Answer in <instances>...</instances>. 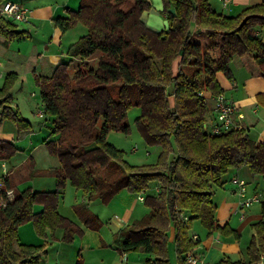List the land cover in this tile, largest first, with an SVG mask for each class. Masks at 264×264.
I'll return each mask as SVG.
<instances>
[{
  "label": "trees",
  "instance_id": "obj_1",
  "mask_svg": "<svg viewBox=\"0 0 264 264\" xmlns=\"http://www.w3.org/2000/svg\"><path fill=\"white\" fill-rule=\"evenodd\" d=\"M6 1L15 2L0 0V6ZM163 4L167 27L159 32L142 21L150 9L147 0H80L76 11L54 19L62 32L77 24L86 27L68 47V60L48 77L35 76L43 113L51 119L49 136L56 137L46 143L59 163L53 172L56 190H17L4 178L14 198L0 209V264H40L46 259L47 241L38 246L19 241L22 224L31 223L45 240L48 232L59 231L58 240L64 243L82 235L75 222L58 212L68 183L85 198L75 210L93 229L100 223L87 203L107 204L123 189L140 194L153 184L156 192L144 199L149 212L113 236L120 253H144L152 258L148 263L170 264V226L177 264H186V254L198 246L189 234L194 220L209 234L239 238L227 224H217L213 188H222L224 177L241 167L264 179V141L253 142L243 129L209 133L206 118L213 102L204 105L199 93L221 94L216 74H228L234 59L264 79V44L258 33L264 30V1L234 16L218 14L208 0ZM25 36L15 21L0 13L3 44ZM72 59L77 63L71 76ZM13 79L7 75L0 87V122L8 119L23 126L26 121L10 107ZM171 84L173 93L166 96ZM133 107L141 110L135 124L144 141L162 148L156 166H130L123 160L124 152L108 142L110 132L129 133L127 116ZM16 151L11 142L0 140V161L10 160ZM169 151L174 157L165 162ZM35 204L42 210L34 212ZM260 213L264 216V195ZM251 230L247 260L215 264H258L264 259V221L252 224Z\"/></svg>",
  "mask_w": 264,
  "mask_h": 264
},
{
  "label": "crops",
  "instance_id": "obj_2",
  "mask_svg": "<svg viewBox=\"0 0 264 264\" xmlns=\"http://www.w3.org/2000/svg\"><path fill=\"white\" fill-rule=\"evenodd\" d=\"M17 2L23 9L27 11V21L26 29L29 27L28 32L43 33L45 30H49L50 36L47 42H43L42 50L43 53L38 56L42 59L41 69L42 72L40 76H50L54 68L68 60L66 55L68 47L73 44L77 39L86 33V27L77 24L73 28L66 32H62L53 23L54 19L59 17H67L70 11H76L79 7L80 0H27L28 3L24 4L22 0H13ZM150 4V9L142 15V21L147 28L159 32L160 27L167 26V19L165 15L161 14L164 4L163 0H147ZM264 0H232L227 6H223L218 0H208L211 8L218 14L226 16H234L240 13L244 8L257 5L262 3ZM159 15L157 17L156 13ZM147 13V14H146ZM161 14V15H160ZM259 36L261 37L262 43L264 44V30H258ZM0 43L2 44L1 40ZM42 43V42H41ZM53 46H56L54 49ZM33 71H36L33 69ZM216 81L219 87L222 89V94L226 99L231 101L236 106V113L242 115V117H233V121L239 124L243 130H245L253 142H263L264 141V79L259 76H254L251 72L240 62L239 59H234L229 65V73L224 74L223 72H218L216 74ZM207 97L209 94L205 93ZM214 113L213 109L208 113L206 118V127L211 129L214 124ZM50 117L44 119L42 131L45 136L36 137L35 134L29 136L21 137L23 140L29 138V148L28 154H30L27 159L24 157L21 160L18 159L12 163L11 160L15 158L16 153L25 152L26 148H22L21 142L12 137L0 134V140L9 141L17 149L12 158L8 161H0V177H4L8 181V185L13 189L24 190L30 189L31 191H53L56 190V182L54 177V170L59 167L58 160L51 156L48 152L46 143L55 141V136H49L48 126L50 125ZM3 123V122H2ZM2 123L0 125H2ZM35 137V139H33ZM21 141V139H20ZM23 143V141H22ZM121 150V149H120ZM42 151L46 152L48 155L47 161H50V172L53 174V179L55 183L54 188H33L27 178L30 175H37V173L42 174L43 168H36V160H34V154ZM27 154V155H28ZM22 157V154L21 156ZM49 158V159H48ZM55 158L57 163L53 161ZM238 170V169H237ZM237 170L231 173V177L237 176L239 181L245 185L249 184L250 178L253 179L256 176H242L237 174ZM6 173V174H5ZM251 174V173H250ZM244 175V174H243ZM241 176V177H240ZM247 179V180H246ZM229 179V183H231ZM230 196L232 198H237L236 203L231 207L228 206L226 209H217L215 212V218L217 224L223 227L227 224L226 218L228 215L229 208L231 207V217L234 214V210L238 203L239 197L236 195L237 187L231 183ZM246 187V193L252 194L248 191ZM156 187L153 188V191ZM256 190V189H255ZM147 191L141 192L140 194L131 193L128 190L119 191L107 204H102L100 201H93L87 203V210L93 214L99 221V226L97 228H88L85 226L84 222L76 213V206L80 203H85V198L80 195L79 191H76L74 195V203L66 205L65 203H58V212L75 222L81 229L82 235L80 237H74L71 243L61 242L59 239L60 232H56L53 235L47 233V239H41L34 229H29V227H24L23 230L18 229L19 241L27 245H42L45 241L49 243L47 251L49 252L48 258L43 261L48 262L51 260L54 264H65L72 263L74 260L75 264H121L122 259H125L124 264L129 263L131 254L120 253L113 245V236L120 229L131 225L132 223L140 220L149 212L148 209L140 207V203H144V199L147 196ZM64 190L61 192L60 199L63 198ZM142 197L143 201L139 200L138 197ZM59 199V201H60ZM235 202V201H234ZM140 204V205H139ZM34 212H39L42 210V206L39 204L34 205ZM237 216V215H236ZM241 221V220H239ZM198 220H194L192 223V228L189 231L190 237L194 235L198 237V246L192 250L195 254L202 257L204 260L218 263L221 260L232 259L233 256H239L242 254V248L239 244L232 243L233 241H225L224 237L218 236L217 232L212 234L205 231H195L193 227ZM28 225V224H26ZM27 228V229H26ZM169 244L173 245L174 228L170 226L168 233ZM231 239L228 237L227 239ZM168 244V248H169ZM174 247V245H173ZM56 248L55 250H52ZM141 254V253H140ZM48 255V254H47ZM71 259L69 261L68 259ZM143 258V257H142ZM152 259L148 256L145 258L146 264H153V262L148 263L147 260ZM47 260V261H46ZM73 261V262H74ZM141 261V257L138 258ZM41 262V263H43ZM40 263V264H41ZM259 264H264V259L260 260Z\"/></svg>",
  "mask_w": 264,
  "mask_h": 264
},
{
  "label": "rangeland",
  "instance_id": "obj_3",
  "mask_svg": "<svg viewBox=\"0 0 264 264\" xmlns=\"http://www.w3.org/2000/svg\"><path fill=\"white\" fill-rule=\"evenodd\" d=\"M24 4H27V0H22ZM157 17L159 15L158 12H155ZM147 14V13H146ZM162 14V12H161ZM160 14V15H161ZM145 15V14H144ZM18 30H23L27 33V36L21 39H14L12 41H7L3 44V40L0 38L2 44L0 43V87L3 86L5 78L7 75L12 74L14 79L12 81V85L10 87L11 93V103L10 107L13 111H16L26 122H24L23 126H19L15 124L11 120L4 119L0 124V134L6 135L8 137H12L14 139H18V143L22 145V148H26L25 152H18L15 155V158L12 161H17L22 158H29L30 154H28L29 148V138L27 140H23L21 137L29 136L31 134H35L38 138L40 136L44 137L45 133L42 131L43 121L49 116L43 113V106L40 100V90L35 82V76L39 75L42 72L41 63L42 59L38 56L43 53L42 44L43 42H47L50 36L49 30H45L43 33L35 32L33 29L32 32H28L29 29H26V22H15ZM165 27H160V30ZM42 42V43H41ZM56 46H53L54 49ZM77 63L76 59H72V64L69 68V73L72 76L75 71V65ZM36 70V71H33ZM141 114V110L137 107H133L128 111V124H129V133L122 134L118 132H110L108 134V142L115 146L118 149H121L123 154V160L130 166L144 168V167H152L156 166L159 163L160 155L162 153V148L157 145H149L147 144L142 136L140 135L136 124L135 119ZM21 139V141H20ZM35 139V137H33ZM23 141V143H22ZM172 148L175 150V143L172 141ZM174 151H169L168 155L165 157V162H170L174 157ZM22 154V157H20ZM28 154V155H27ZM48 155L46 152L39 151L34 154V160H36V168H43L44 171L37 173V175H30L26 180L33 188H54L55 183L53 179V174L50 172V161H47ZM49 159V158H48ZM56 163L57 160L53 158ZM233 172V171H232ZM229 172L225 177V184L222 188L214 187V195L213 202L216 205L217 209H223L227 211L228 206H233L236 203L237 198H232L230 196V188L231 183H229V179L231 173ZM238 175L242 176H251L250 171L247 167H241L237 171ZM6 174V173H5ZM244 174V175H243ZM241 177V176H240ZM247 180V179H246ZM153 184L150 185L146 195H150L153 192L152 188ZM248 187V191L251 192L254 190L258 193L264 195V179L260 176H256L253 179L250 178L249 184L246 185ZM256 189V190H255ZM63 198L60 199L59 203H65L66 205H70L74 203V195L76 190L69 183L64 187ZM81 195V192H79ZM235 201V202H234ZM141 204V205H140ZM140 207L144 209H148L145 203H140ZM36 205V204H35ZM231 207L229 208L228 215L230 216L226 218L227 225L230 229L236 230L239 238L227 239L228 236H223L222 234H218V236L224 237L225 241H233L234 244H239L242 248V254L239 256L235 255L230 259L232 262L234 261H244L247 260L246 248L250 243L251 235L253 231L251 230V225L258 222L259 220L264 221V216L260 213V205L255 204L251 206V208L246 212L245 219L239 221L238 216L231 217ZM28 224V225H26ZM24 227H29V229H34L31 223H25L20 226V229L23 230ZM195 231H205L204 227L201 226L199 222H196L193 226ZM19 229V230H20ZM27 229V228H26ZM50 233H48L49 235ZM43 239V238H41ZM235 240V241H234ZM47 248L50 246L49 243L46 244ZM53 248L52 250H55ZM141 252H130L131 256L128 264H146L145 258H148V255ZM129 254V253H128ZM49 256V252L47 258ZM141 257V261H138V258ZM143 257V258H142ZM168 258L170 264H177L175 250L172 244H169L168 248ZM71 261V259H68ZM47 261V260H46ZM72 260V263L65 264H75V261ZM125 263V262H124ZM260 261L258 262V264ZM41 264H54V262L50 259L46 263ZM88 264V263H87Z\"/></svg>",
  "mask_w": 264,
  "mask_h": 264
},
{
  "label": "built area",
  "instance_id": "obj_4",
  "mask_svg": "<svg viewBox=\"0 0 264 264\" xmlns=\"http://www.w3.org/2000/svg\"><path fill=\"white\" fill-rule=\"evenodd\" d=\"M223 6H227L232 0H218ZM1 15L9 20L17 22L27 21V11L23 9L18 3L12 1H6L0 6ZM199 96L202 98V103L205 105L208 101L213 102V113H214V124L211 127L209 133L213 135H218L220 133H227L231 130H240L242 127L233 121V117H242L241 114L236 113V106L226 99L224 95L218 94L216 96L207 97L205 92H200ZM207 128V127H206ZM231 183L237 187L236 195H238L239 200L234 210V214L238 216L239 220H244L246 212L251 208V206L258 204L260 205L263 194L258 192H253L252 194L246 193V187L243 185L237 176L231 178ZM14 198V191L5 186L4 177H0V209L7 207ZM139 200L143 201V198L138 197ZM192 240L199 241L197 236H193ZM125 259H122L121 264H124ZM186 264H214L212 262L204 260L202 257L195 254L193 251H189L185 256Z\"/></svg>",
  "mask_w": 264,
  "mask_h": 264
},
{
  "label": "water",
  "instance_id": "obj_5",
  "mask_svg": "<svg viewBox=\"0 0 264 264\" xmlns=\"http://www.w3.org/2000/svg\"><path fill=\"white\" fill-rule=\"evenodd\" d=\"M173 93V84L166 89V96H171Z\"/></svg>",
  "mask_w": 264,
  "mask_h": 264
}]
</instances>
